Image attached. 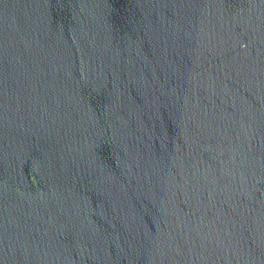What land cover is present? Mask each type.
<instances>
[{"label": "water", "instance_id": "1", "mask_svg": "<svg viewBox=\"0 0 264 264\" xmlns=\"http://www.w3.org/2000/svg\"><path fill=\"white\" fill-rule=\"evenodd\" d=\"M0 264H264V0H0Z\"/></svg>", "mask_w": 264, "mask_h": 264}]
</instances>
